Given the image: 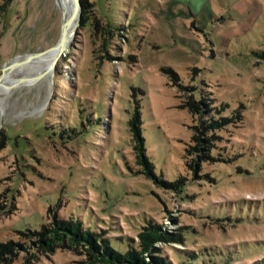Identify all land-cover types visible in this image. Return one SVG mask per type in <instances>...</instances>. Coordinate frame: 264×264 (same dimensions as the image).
Returning a JSON list of instances; mask_svg holds the SVG:
<instances>
[{"label": "rangeland", "instance_id": "obj_1", "mask_svg": "<svg viewBox=\"0 0 264 264\" xmlns=\"http://www.w3.org/2000/svg\"><path fill=\"white\" fill-rule=\"evenodd\" d=\"M81 2L51 79L2 106L0 264H92L47 247L60 222L143 264H264V0ZM64 7L0 0V76Z\"/></svg>", "mask_w": 264, "mask_h": 264}, {"label": "trees", "instance_id": "obj_2", "mask_svg": "<svg viewBox=\"0 0 264 264\" xmlns=\"http://www.w3.org/2000/svg\"><path fill=\"white\" fill-rule=\"evenodd\" d=\"M221 120L225 121L224 119ZM137 122L138 119L136 118V116H134L130 125L135 130V132L139 131L138 129H140ZM215 125H218L217 122L213 123V126ZM138 140L140 142L142 141L140 137H138ZM138 149L142 151V144L138 145ZM80 232H81V228L78 225L69 224L65 222H60L58 224L56 223V227L50 231V233H52L54 236H52V238L47 241L46 243L47 247L51 248L54 243L64 242L66 239H68L71 246L79 245L81 241H85V243L89 244L94 250L92 253H90L91 257L93 258L92 264H96V263L108 264L111 261L120 264L144 263L143 261H137L136 259H134V257L130 253L129 254L126 253L124 255L119 253H114L113 249H111L108 246H106L105 248H103V250H101L97 245V243L94 241V237H95L94 234L91 235L89 233H82V232L80 233ZM141 236L143 238L144 245L147 248H149L150 239H153V237L156 238L159 237V234L155 230H153L151 233L143 234V235L141 234ZM156 260H159V258Z\"/></svg>", "mask_w": 264, "mask_h": 264}, {"label": "bare ground", "instance_id": "obj_3", "mask_svg": "<svg viewBox=\"0 0 264 264\" xmlns=\"http://www.w3.org/2000/svg\"><path fill=\"white\" fill-rule=\"evenodd\" d=\"M65 1V7L61 10L62 11V19H67L72 14L73 8H74V2L73 0H64ZM56 60V53L53 52L49 55L43 56L39 58L36 61H33L29 64H25L22 67H18L15 72L8 74L6 79L4 80V86L0 88V126L4 124L3 119V111L2 106H4V102L7 99V97L11 96L13 92L17 90H21L22 88L26 87L27 85H34L39 80L41 75L45 74V79L49 81L51 77L53 76V68L52 65L54 64ZM22 78L28 79L27 82L20 84L19 81ZM45 108V105L42 107V109ZM23 115L28 114V112H21Z\"/></svg>", "mask_w": 264, "mask_h": 264}, {"label": "water", "instance_id": "obj_4", "mask_svg": "<svg viewBox=\"0 0 264 264\" xmlns=\"http://www.w3.org/2000/svg\"><path fill=\"white\" fill-rule=\"evenodd\" d=\"M74 8L72 14L66 20L63 19L61 22V36L59 37L57 43L49 50H45L41 53H29L22 57H17L13 60H10L8 63L2 66V74L0 76V88H2L4 84V80L8 76V74L12 73L18 67H22L25 64H29L33 61L38 60L39 58L49 55L53 52L56 53V60L52 65L54 69L55 65H57L59 59L69 50L73 37H75L76 29L79 26L81 20V13H82V2L81 0H73ZM45 74L41 75L37 80L44 78ZM28 79L22 78L19 83L23 84L27 82Z\"/></svg>", "mask_w": 264, "mask_h": 264}]
</instances>
